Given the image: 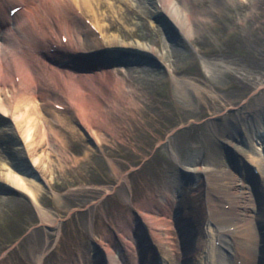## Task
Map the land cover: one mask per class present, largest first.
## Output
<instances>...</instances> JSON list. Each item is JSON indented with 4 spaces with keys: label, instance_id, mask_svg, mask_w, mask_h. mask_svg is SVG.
Wrapping results in <instances>:
<instances>
[{
    "label": "rangeland",
    "instance_id": "374dc122",
    "mask_svg": "<svg viewBox=\"0 0 264 264\" xmlns=\"http://www.w3.org/2000/svg\"><path fill=\"white\" fill-rule=\"evenodd\" d=\"M1 1L7 8L10 0ZM29 1L35 4L34 14L22 4L17 16L21 29L28 32L19 51L30 53V72L24 73L31 80L29 91L47 94L38 103L51 108V103L61 101L67 108L58 110L66 124L58 134L62 143L58 151L44 142L33 151L35 156L44 154L45 167L35 168L45 184L38 207L59 222L50 224L52 230L40 226L51 220L42 218L23 189L6 178L8 161L0 147V195L5 196L0 197V264H73L108 231L123 235L122 223L129 224L144 202L186 165L184 161L214 138L212 123L221 127L234 110L246 112L264 105V0H221L205 21L198 20L203 24L195 35L184 40L167 37L151 12L142 20L135 18L137 24L123 23L108 9L109 2L122 6L120 0H102L103 5L94 0L91 7L98 17L94 20L79 8L76 12L85 24L97 25L96 33L105 45L119 47L138 40L152 47L148 54L154 59L150 56L148 71L110 76L107 90L101 89L105 84L101 74L87 80L63 76L57 63L45 57L47 39L58 40L63 34L65 48L81 49L77 37L87 33L79 25L71 38L63 28L72 23V13L66 9L72 6L55 10L48 9L52 0ZM212 5L211 0L198 4ZM13 61L20 66L18 59ZM208 61L224 64V70L215 74ZM81 82L88 90L77 99L74 93ZM18 92L1 95L3 106L10 110L3 112L15 125V113L27 102ZM75 161V167L64 164ZM180 195L184 206L205 208L202 185L183 189ZM169 249L172 261L179 264L177 252Z\"/></svg>",
    "mask_w": 264,
    "mask_h": 264
},
{
    "label": "bare ground",
    "instance_id": "6f19581e",
    "mask_svg": "<svg viewBox=\"0 0 264 264\" xmlns=\"http://www.w3.org/2000/svg\"><path fill=\"white\" fill-rule=\"evenodd\" d=\"M211 1L212 6L199 7L198 4L204 0H120L122 6L115 7L114 2H109L108 9L112 16H119L126 24H137L135 18L142 20L151 12L167 37L179 36L184 40L195 35L203 24L198 20L205 21L208 12L218 7L221 0ZM92 3L94 0H52L48 9L58 10L65 4L75 8H66L72 13V23L63 25L71 38L79 25L81 31L87 34L77 37L76 44L81 46L77 50L64 47L65 34L58 40L50 37L43 46L49 48L44 50V54L57 63L59 74L63 76H79L81 80H87L101 74L105 80L101 89L107 90L110 76L136 70L148 71L147 62L151 57L154 59V55L150 54V57L148 54L152 47L138 40L119 47L110 46L111 43L105 45L96 33L97 25L85 24L86 20L76 12L83 7L93 20L98 18ZM22 4L34 14L35 4L29 0H10L7 8L0 0V147L8 161L6 178L23 189L42 218L51 220L49 224L40 226L52 230L50 224L55 225L58 219L38 207L41 186L45 184L41 183L42 177L35 168L45 167L42 165L44 154L35 156L33 151L43 142L48 143L51 151H58L62 144L58 134L66 125L59 111L67 108L61 101L51 103L53 108L38 103L48 97L47 94L29 91L31 80L24 73L30 72L31 62L27 57L30 53L19 51L21 45L26 44L28 35L17 20ZM130 32L133 33V30ZM97 44L103 47L96 48ZM14 57L18 59L19 67H15ZM206 64L215 74L224 70L222 63L208 61ZM17 89L20 91L17 96L27 99V102L19 113H15L16 126L6 117L5 113L10 110L3 106L1 95L2 91L7 95ZM85 90H88L85 83L76 86L74 94L77 99ZM46 116H50L49 121ZM77 125L84 131L81 124ZM211 126L214 138L205 142L206 146L199 154L184 161L186 165L179 167L178 174L158 190L160 193L144 202L145 205L137 210V214L134 213L135 217L129 224L122 223L124 228L119 230L123 235L108 231L100 241L90 243L86 252L78 254L73 264H174V256L167 252L169 248L177 252L174 255L179 264H264V105L246 112L234 110L221 127L215 123ZM85 137L90 140L88 134ZM77 163L64 164L75 167ZM198 185L204 189L205 208L186 205L188 210L181 203L185 199L180 194L183 189H193ZM57 236H61L60 228ZM174 241H178L181 253Z\"/></svg>",
    "mask_w": 264,
    "mask_h": 264
}]
</instances>
